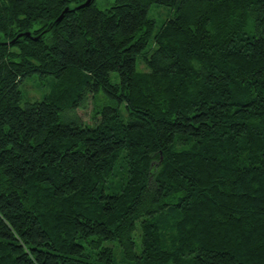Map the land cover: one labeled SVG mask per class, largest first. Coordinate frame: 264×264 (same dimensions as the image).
Segmentation results:
<instances>
[{
  "label": "trees",
  "instance_id": "16d2710c",
  "mask_svg": "<svg viewBox=\"0 0 264 264\" xmlns=\"http://www.w3.org/2000/svg\"><path fill=\"white\" fill-rule=\"evenodd\" d=\"M83 1L0 0V264H264V0Z\"/></svg>",
  "mask_w": 264,
  "mask_h": 264
},
{
  "label": "rangeland",
  "instance_id": "374dc122",
  "mask_svg": "<svg viewBox=\"0 0 264 264\" xmlns=\"http://www.w3.org/2000/svg\"><path fill=\"white\" fill-rule=\"evenodd\" d=\"M113 0H95V5L100 8H105L109 6V3ZM148 17L151 19H154L157 26L160 25L159 23L164 21L166 17L171 15L170 10L165 6H157L152 5V7L147 12ZM136 68L138 70L145 71L147 68H145V65L142 63H137ZM51 82L52 77L47 75L45 77L35 75L33 77H28L26 80L22 81L20 83V90L22 93V99L20 101V105L23 106L27 101H37L38 99H41L45 95H47L48 91L51 89ZM100 97V95H99ZM100 98L98 99L97 103H99ZM93 107L94 102L91 95H88L85 100L82 102L81 106L77 107L75 111L72 109L70 110L71 113H76L81 120L86 122L89 125H92L94 122L93 118ZM65 112H62V114ZM66 114V113H65ZM115 253L119 252V249L117 247L116 242H109Z\"/></svg>",
  "mask_w": 264,
  "mask_h": 264
},
{
  "label": "water",
  "instance_id": "95a60500",
  "mask_svg": "<svg viewBox=\"0 0 264 264\" xmlns=\"http://www.w3.org/2000/svg\"><path fill=\"white\" fill-rule=\"evenodd\" d=\"M92 2H93V0H85V1L77 4L76 7H74L72 10L78 9V8H82V7H87V5L91 4ZM69 10H70V7L66 6V8H64L61 11V13L56 17V19L52 23L48 24V26L45 28L43 33H45V31L49 30V28L52 25H54V24L58 23L59 21H61L63 15ZM24 36L29 37L32 40H37L40 37V34H37V35L33 36L31 34V31H24V32L18 33L15 37H13V39L4 41L3 43H6L8 45H13L16 42V39H18L19 37H24Z\"/></svg>",
  "mask_w": 264,
  "mask_h": 264
}]
</instances>
